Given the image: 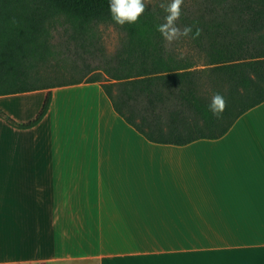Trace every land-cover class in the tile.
Returning a JSON list of instances; mask_svg holds the SVG:
<instances>
[{"label":"crops","instance_id":"crops-1","mask_svg":"<svg viewBox=\"0 0 264 264\" xmlns=\"http://www.w3.org/2000/svg\"><path fill=\"white\" fill-rule=\"evenodd\" d=\"M0 264H264V101L218 138H146L101 82L0 95Z\"/></svg>","mask_w":264,"mask_h":264},{"label":"trees","instance_id":"trees-1","mask_svg":"<svg viewBox=\"0 0 264 264\" xmlns=\"http://www.w3.org/2000/svg\"><path fill=\"white\" fill-rule=\"evenodd\" d=\"M170 0H144V13L121 26L109 0H0V95L81 82H101L116 111L146 138L187 144L225 135L247 110L264 101V0H183L178 26L201 34L168 44L157 31ZM102 24L123 39L102 43ZM62 71L69 79L46 73ZM59 70V71H58ZM221 94L220 117L208 110ZM19 123L32 128L49 110Z\"/></svg>","mask_w":264,"mask_h":264},{"label":"clouds","instance_id":"clouds-1","mask_svg":"<svg viewBox=\"0 0 264 264\" xmlns=\"http://www.w3.org/2000/svg\"><path fill=\"white\" fill-rule=\"evenodd\" d=\"M182 3L183 0H170L167 5L164 3L160 4L166 15L164 23L158 25L157 31L168 44L190 35L192 39H196L201 34V29L199 28H196L195 32H193V26H184L183 28L178 26L177 21L181 16ZM145 8L144 0H109L111 18L121 26L126 23H135L144 13ZM226 106L225 98L221 94L216 93L211 96L207 107L214 116L220 117Z\"/></svg>","mask_w":264,"mask_h":264},{"label":"rangeland","instance_id":"rangeland-1","mask_svg":"<svg viewBox=\"0 0 264 264\" xmlns=\"http://www.w3.org/2000/svg\"><path fill=\"white\" fill-rule=\"evenodd\" d=\"M100 31L102 33V43L106 47L107 51L113 52L117 46L121 43L123 39V33L113 24H102L100 26ZM46 73L51 75H56L59 80L69 79L68 74L59 71H52L50 67L45 69Z\"/></svg>","mask_w":264,"mask_h":264}]
</instances>
